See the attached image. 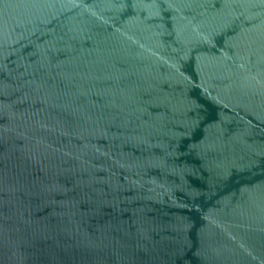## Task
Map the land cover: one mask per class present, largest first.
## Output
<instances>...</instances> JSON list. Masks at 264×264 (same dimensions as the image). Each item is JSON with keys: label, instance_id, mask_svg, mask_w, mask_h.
<instances>
[{"label": "water", "instance_id": "95a60500", "mask_svg": "<svg viewBox=\"0 0 264 264\" xmlns=\"http://www.w3.org/2000/svg\"><path fill=\"white\" fill-rule=\"evenodd\" d=\"M0 264H264V0H0Z\"/></svg>", "mask_w": 264, "mask_h": 264}]
</instances>
